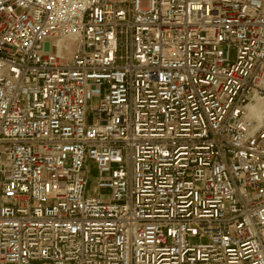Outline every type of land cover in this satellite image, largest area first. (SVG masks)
<instances>
[{
  "label": "built area",
  "instance_id": "obj_1",
  "mask_svg": "<svg viewBox=\"0 0 264 264\" xmlns=\"http://www.w3.org/2000/svg\"><path fill=\"white\" fill-rule=\"evenodd\" d=\"M0 264H264V0H0Z\"/></svg>",
  "mask_w": 264,
  "mask_h": 264
},
{
  "label": "rangeland",
  "instance_id": "obj_2",
  "mask_svg": "<svg viewBox=\"0 0 264 264\" xmlns=\"http://www.w3.org/2000/svg\"><path fill=\"white\" fill-rule=\"evenodd\" d=\"M95 105H96V102H95ZM96 175V172L94 170H92V174H91V180L93 181V177ZM95 188H94V184L91 183V185L89 186V191L90 193L94 194L95 193Z\"/></svg>",
  "mask_w": 264,
  "mask_h": 264
}]
</instances>
